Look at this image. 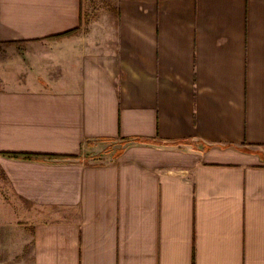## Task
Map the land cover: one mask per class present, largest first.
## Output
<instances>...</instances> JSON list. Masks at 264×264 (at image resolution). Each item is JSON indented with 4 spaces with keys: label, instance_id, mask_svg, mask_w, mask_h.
I'll return each instance as SVG.
<instances>
[{
    "label": "crops",
    "instance_id": "0c3cea01",
    "mask_svg": "<svg viewBox=\"0 0 264 264\" xmlns=\"http://www.w3.org/2000/svg\"><path fill=\"white\" fill-rule=\"evenodd\" d=\"M110 1L0 0V264H264V0Z\"/></svg>",
    "mask_w": 264,
    "mask_h": 264
},
{
    "label": "rangeland",
    "instance_id": "374dc122",
    "mask_svg": "<svg viewBox=\"0 0 264 264\" xmlns=\"http://www.w3.org/2000/svg\"><path fill=\"white\" fill-rule=\"evenodd\" d=\"M110 0H87V8L85 10L84 23L82 28L78 30L77 35H81L87 40H97L102 42V36L94 37L96 33L103 34L105 31H112L116 25V9ZM87 162H103L108 158L100 156L99 153H93L86 156ZM13 205L12 200H8Z\"/></svg>",
    "mask_w": 264,
    "mask_h": 264
},
{
    "label": "trees",
    "instance_id": "16d2710c",
    "mask_svg": "<svg viewBox=\"0 0 264 264\" xmlns=\"http://www.w3.org/2000/svg\"><path fill=\"white\" fill-rule=\"evenodd\" d=\"M78 32V30H73L71 32H68V33H65V34H62L60 36H57L56 38L58 39H62V38H69V37H73L74 35H76ZM8 157H11V158H16L18 156H14V155H7Z\"/></svg>",
    "mask_w": 264,
    "mask_h": 264
}]
</instances>
